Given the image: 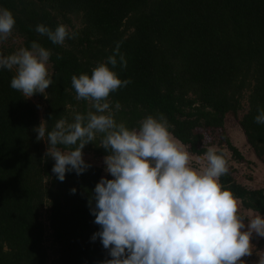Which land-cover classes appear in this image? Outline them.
Returning a JSON list of instances; mask_svg holds the SVG:
<instances>
[{
	"label": "trees",
	"instance_id": "16d2710c",
	"mask_svg": "<svg viewBox=\"0 0 264 264\" xmlns=\"http://www.w3.org/2000/svg\"><path fill=\"white\" fill-rule=\"evenodd\" d=\"M0 8L12 12L11 36L22 47L30 50L35 41L50 50L53 80L40 94V118L31 100L10 87L15 70L0 69V264L111 259L101 240H92L100 226L89 207L100 179H113L105 172L102 134L83 149L91 167L79 176L68 172L61 182L52 172L55 161L45 157L47 136L37 141L33 129L44 120L51 131L62 117L72 122L76 113L95 111L91 101L76 99L71 78L91 76L117 44L127 67L112 70L131 81L108 98L117 123L131 130L163 114L192 157L215 146L229 167L230 160L245 162L224 129L232 118L253 156L264 161V124L254 122L264 108V0H0ZM39 24L53 31L64 24L76 36L56 45L35 31ZM13 53L0 45V54ZM234 171L220 183L238 199L239 214L264 216V189L249 190Z\"/></svg>",
	"mask_w": 264,
	"mask_h": 264
},
{
	"label": "clouds",
	"instance_id": "9594fccd",
	"mask_svg": "<svg viewBox=\"0 0 264 264\" xmlns=\"http://www.w3.org/2000/svg\"><path fill=\"white\" fill-rule=\"evenodd\" d=\"M15 23L12 12L0 8V42L11 36ZM35 31L56 45L76 36L64 24L54 31L39 24ZM119 47L107 63L92 69L91 76L71 78L76 99L91 101L94 112L76 113L72 122L62 117L51 131L44 120L33 129L37 141L47 136L45 157L55 161L52 172L61 182L66 173L79 176L91 167L83 159V149L102 134L100 147L109 153L104 157L105 172L113 179H100L89 207L100 226L92 240L99 238L111 256L104 264H244L242 258L253 252V234L264 238V216L239 214L238 199L220 183L229 167L215 146L199 158L206 165L196 169L190 167L193 157L169 130L172 126L163 114L149 115L131 130L116 122L108 98L131 83L112 70L118 64L127 67ZM50 56V50L33 41L30 50L21 47L10 55L0 54V69H14L10 87L31 98L45 94L53 84L47 68ZM120 109L117 101L115 110ZM254 122L264 124V108L258 109ZM70 191L76 193L75 188ZM257 255L258 264H264V254Z\"/></svg>",
	"mask_w": 264,
	"mask_h": 264
},
{
	"label": "rangeland",
	"instance_id": "374dc122",
	"mask_svg": "<svg viewBox=\"0 0 264 264\" xmlns=\"http://www.w3.org/2000/svg\"><path fill=\"white\" fill-rule=\"evenodd\" d=\"M0 45L5 48H11L14 50V52H16L22 47V40L10 36L6 41L0 42ZM47 68L50 73L49 64L47 65ZM37 96L38 97L32 96L29 99L37 107L39 117L42 118V112L44 109V99L40 96V93ZM224 129L230 142L238 149L245 161L244 163L239 164L230 160L229 167L231 168L229 169H235L233 176L239 184L245 186L249 190H254L258 188L264 189V161L260 162L253 156L248 146H246L242 132L239 130L237 122L234 119L226 118L224 122ZM208 139L215 142L216 137L210 136V138ZM208 139H206L205 142H209ZM83 159L89 160V155H84ZM205 165L206 161L201 160L197 157H193L190 162V167L196 169H201ZM252 216H254V214H244V217L246 218H250ZM245 223H247V221H245ZM251 244L253 246L252 255L242 258L244 264H258L259 256L257 255V253L264 254V238L253 234Z\"/></svg>",
	"mask_w": 264,
	"mask_h": 264
}]
</instances>
